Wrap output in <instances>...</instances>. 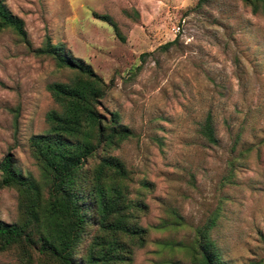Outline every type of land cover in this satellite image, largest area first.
<instances>
[{
    "label": "rangeland",
    "instance_id": "obj_1",
    "mask_svg": "<svg viewBox=\"0 0 264 264\" xmlns=\"http://www.w3.org/2000/svg\"><path fill=\"white\" fill-rule=\"evenodd\" d=\"M3 1L22 19L30 48L0 30V159L10 149L21 172L38 174L27 138L46 128L54 107L46 84L69 76L31 52L48 35L109 85L101 107L132 132L113 151L132 189L148 183L140 218L148 240L132 264H189L164 243L188 240L214 209L210 235L221 260L264 264V15L240 0L200 9L196 0ZM92 12L109 15L118 35ZM208 112L216 144L199 133ZM15 216V192L0 189V219ZM174 216L182 226L157 228ZM11 261L0 253V264Z\"/></svg>",
    "mask_w": 264,
    "mask_h": 264
},
{
    "label": "trees",
    "instance_id": "obj_2",
    "mask_svg": "<svg viewBox=\"0 0 264 264\" xmlns=\"http://www.w3.org/2000/svg\"><path fill=\"white\" fill-rule=\"evenodd\" d=\"M209 1L196 0L194 9ZM240 2L251 14L264 15V0ZM91 14L118 35L109 15ZM0 30L11 31L30 48L22 19L3 0ZM31 52L51 58L69 76L46 84L54 107L44 113L46 128L27 138L37 176L21 172L10 149L0 159V189L15 192L16 213L11 222L0 219V253L12 257L3 264H132L134 252L148 240V229L140 223L147 210L143 195L148 183L142 179L132 189L130 170L113 153L132 132L116 111L101 107L109 85L83 59L72 56L62 42L53 43L45 35ZM199 133L206 143H217L209 112ZM218 217L214 209L194 227L188 240L164 245L185 253L189 264H227L210 235ZM178 218L162 220L157 228L176 229L182 226Z\"/></svg>",
    "mask_w": 264,
    "mask_h": 264
},
{
    "label": "built area",
    "instance_id": "obj_3",
    "mask_svg": "<svg viewBox=\"0 0 264 264\" xmlns=\"http://www.w3.org/2000/svg\"><path fill=\"white\" fill-rule=\"evenodd\" d=\"M180 26H181V24H177V25L173 28V31H174V32H178L179 29H180Z\"/></svg>",
    "mask_w": 264,
    "mask_h": 264
}]
</instances>
